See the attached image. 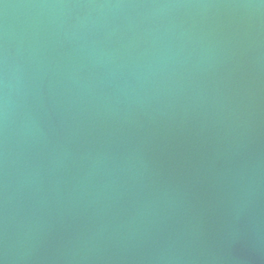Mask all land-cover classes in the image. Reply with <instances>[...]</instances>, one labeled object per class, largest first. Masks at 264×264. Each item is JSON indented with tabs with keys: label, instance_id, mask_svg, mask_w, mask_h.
Wrapping results in <instances>:
<instances>
[{
	"label": "water",
	"instance_id": "obj_1",
	"mask_svg": "<svg viewBox=\"0 0 264 264\" xmlns=\"http://www.w3.org/2000/svg\"><path fill=\"white\" fill-rule=\"evenodd\" d=\"M0 264H264V0H0Z\"/></svg>",
	"mask_w": 264,
	"mask_h": 264
}]
</instances>
